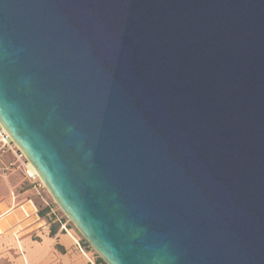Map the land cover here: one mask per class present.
<instances>
[{
	"label": "water",
	"instance_id": "water-1",
	"mask_svg": "<svg viewBox=\"0 0 264 264\" xmlns=\"http://www.w3.org/2000/svg\"><path fill=\"white\" fill-rule=\"evenodd\" d=\"M0 123L107 264H264V0H0Z\"/></svg>",
	"mask_w": 264,
	"mask_h": 264
},
{
	"label": "crops",
	"instance_id": "crops-1",
	"mask_svg": "<svg viewBox=\"0 0 264 264\" xmlns=\"http://www.w3.org/2000/svg\"><path fill=\"white\" fill-rule=\"evenodd\" d=\"M48 207L41 216L30 199L0 213V264H106L69 219Z\"/></svg>",
	"mask_w": 264,
	"mask_h": 264
},
{
	"label": "rangeland",
	"instance_id": "rangeland-1",
	"mask_svg": "<svg viewBox=\"0 0 264 264\" xmlns=\"http://www.w3.org/2000/svg\"><path fill=\"white\" fill-rule=\"evenodd\" d=\"M0 130L2 131V126ZM30 199L38 209L50 204L61 216L69 219L22 150L9 135L0 134V213ZM69 222L76 228L70 219ZM76 230L80 233L77 228ZM81 236L83 237L82 234ZM83 239L86 240L84 237ZM88 244L97 253L91 244Z\"/></svg>",
	"mask_w": 264,
	"mask_h": 264
},
{
	"label": "trees",
	"instance_id": "trees-1",
	"mask_svg": "<svg viewBox=\"0 0 264 264\" xmlns=\"http://www.w3.org/2000/svg\"><path fill=\"white\" fill-rule=\"evenodd\" d=\"M49 210H50V209H49L48 206H46V207H44V208H40V209H39V214H40L41 216H45ZM88 243H89V242H88ZM99 258H100V260H101L102 262H104V263L107 264V262H106L101 256H99Z\"/></svg>",
	"mask_w": 264,
	"mask_h": 264
},
{
	"label": "built area",
	"instance_id": "built-area-1",
	"mask_svg": "<svg viewBox=\"0 0 264 264\" xmlns=\"http://www.w3.org/2000/svg\"><path fill=\"white\" fill-rule=\"evenodd\" d=\"M0 126H2L1 123H0ZM0 134H1V135H3V134H4V135H8V133L6 132V130L4 129L3 126H2V131L0 130Z\"/></svg>",
	"mask_w": 264,
	"mask_h": 264
},
{
	"label": "bare ground",
	"instance_id": "bare-ground-1",
	"mask_svg": "<svg viewBox=\"0 0 264 264\" xmlns=\"http://www.w3.org/2000/svg\"><path fill=\"white\" fill-rule=\"evenodd\" d=\"M7 132V131H6ZM8 133V132H7ZM8 135L10 136V134L8 133ZM36 171V170H35ZM37 173V172H36Z\"/></svg>",
	"mask_w": 264,
	"mask_h": 264
}]
</instances>
